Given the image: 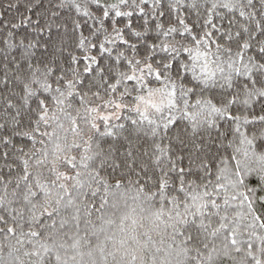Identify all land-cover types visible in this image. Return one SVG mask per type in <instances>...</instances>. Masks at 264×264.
I'll return each instance as SVG.
<instances>
[{"label":"snow or ice","instance_id":"snow-or-ice-1","mask_svg":"<svg viewBox=\"0 0 264 264\" xmlns=\"http://www.w3.org/2000/svg\"><path fill=\"white\" fill-rule=\"evenodd\" d=\"M0 264H264V0H0Z\"/></svg>","mask_w":264,"mask_h":264}]
</instances>
